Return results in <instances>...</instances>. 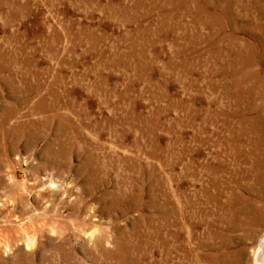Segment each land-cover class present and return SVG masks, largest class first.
<instances>
[{
    "label": "rangeland",
    "instance_id": "1",
    "mask_svg": "<svg viewBox=\"0 0 264 264\" xmlns=\"http://www.w3.org/2000/svg\"><path fill=\"white\" fill-rule=\"evenodd\" d=\"M262 39L264 0H0V264H255Z\"/></svg>",
    "mask_w": 264,
    "mask_h": 264
},
{
    "label": "bare ground",
    "instance_id": "2",
    "mask_svg": "<svg viewBox=\"0 0 264 264\" xmlns=\"http://www.w3.org/2000/svg\"><path fill=\"white\" fill-rule=\"evenodd\" d=\"M258 25V24H257ZM264 40V39H262ZM264 50V49H263ZM238 55V54H237ZM264 57V55H263ZM242 59V58H241ZM264 59V58H263ZM239 60V59H238ZM245 62V61H244ZM248 62V61H247ZM251 63V62H250ZM264 63V62H263ZM1 69V68H0ZM252 110V109H251ZM254 110V109H253ZM11 111V110H10ZM116 147V146H115ZM106 149V148H105ZM92 156V155H91ZM99 160V159H98ZM81 166V165H80ZM264 174V173H263ZM106 184V183H105ZM108 188V187H107ZM261 216V215H260ZM262 217V216H261ZM260 218V217H259ZM258 218V220H259ZM244 219V218H243ZM255 220V219H254ZM262 225V224H261ZM253 226V225H252ZM259 226V225H258ZM64 229V227H63ZM4 235V232L3 233H0V236L3 237ZM91 237L95 236V233H91V235H89ZM4 238H6V235H4ZM9 238V237H8ZM233 238V237H232ZM13 239V238H12ZM10 241V240H9ZM14 241V240H13ZM235 242V241H234ZM15 243V242H14ZM62 243V242H61ZM258 245L256 246L255 250H254V254H255V259H254V262L255 264H264V233L261 235V239L260 241H258ZM5 244V247H6V253L7 251H11V247H9V242L7 243H4ZM67 244V243H66ZM62 245V244H61ZM30 244L27 245V248H29ZM64 248V247H63ZM47 249V248H46ZM58 250L61 252V249H60V246H58ZM65 251V250H64ZM63 251V252H64ZM5 253V254H6ZM67 253H69L67 251ZM228 254V253H227ZM62 255V253H61ZM33 254H26L25 252H23V250L21 248H18V253H17V260H16V263L15 264H25V262L27 260H31L33 258ZM229 257V256H228ZM254 257V256H253ZM27 263V262H26ZM3 264H7L6 262H3Z\"/></svg>",
    "mask_w": 264,
    "mask_h": 264
}]
</instances>
